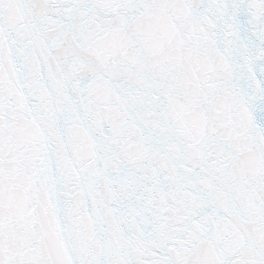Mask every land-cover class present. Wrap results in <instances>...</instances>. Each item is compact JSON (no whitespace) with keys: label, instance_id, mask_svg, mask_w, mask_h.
Returning <instances> with one entry per match:
<instances>
[{"label":"snow or ice","instance_id":"obj_1","mask_svg":"<svg viewBox=\"0 0 264 264\" xmlns=\"http://www.w3.org/2000/svg\"><path fill=\"white\" fill-rule=\"evenodd\" d=\"M0 264H264V0H0Z\"/></svg>","mask_w":264,"mask_h":264}]
</instances>
